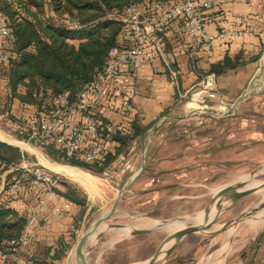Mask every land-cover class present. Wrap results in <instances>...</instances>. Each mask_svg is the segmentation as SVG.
Segmentation results:
<instances>
[{
  "label": "crops",
  "instance_id": "0c3cea01",
  "mask_svg": "<svg viewBox=\"0 0 264 264\" xmlns=\"http://www.w3.org/2000/svg\"><path fill=\"white\" fill-rule=\"evenodd\" d=\"M202 18L208 32L214 37L210 47H198L183 32L174 29L164 52L155 60L144 63L134 73L126 71L122 73L113 81L110 96L99 106V112L103 116V123L107 129L114 125H122L125 130L129 129L134 119L138 120L141 126H147L156 119H158L156 122L164 119L162 122L164 125L160 131L158 129L160 125L155 127V141L150 142L148 146L153 154L161 151L162 155L155 159V163L149 164L154 167L153 174L147 175L148 178L144 177L148 181L152 179L151 181L167 184L162 188L166 190L184 186L183 181L193 168H199L201 174L199 179L208 180L209 173L218 170V166L222 165L216 155L218 152L225 151L227 159L224 162L232 163L235 152L256 146L259 150V145L264 143V90L256 94L254 92L259 89H255L248 96L254 95L256 98L254 107L240 103L247 100L248 97L244 99L242 97L251 84H255L257 76L264 74V0L227 1L218 7L203 11ZM223 20L231 21L236 31L241 29L249 31L237 32L232 37L224 39L217 38L219 23ZM226 57H230L233 61L237 60L238 66L220 75L211 72L212 66L223 63ZM210 76L213 77L218 91V96L212 101L209 100L210 106L222 104L235 106L240 103L239 105L243 108L238 107L225 120H219L206 112L204 113L205 121L193 122V126L191 122L190 127L168 125L167 123L172 120L179 119L180 122L187 117L177 111L183 107L182 99L186 94L200 89ZM127 86L133 87L129 103L118 95ZM113 98L117 100L115 104L111 103ZM220 126H223V129L219 134ZM150 128L147 131L150 132ZM158 132L161 135L160 142L157 141ZM141 140L136 145H139ZM116 145L118 144L114 141L111 142V150ZM132 147L130 146L129 150ZM37 162L40 163L39 158ZM129 170L132 171L131 168ZM136 173L134 172L132 180L137 178ZM3 175L5 178L1 180L0 193L5 188L6 173L0 177ZM58 190L64 191L62 188ZM66 201L69 200L54 194L50 202L51 205L62 206ZM24 204L26 203L20 204V207L24 208ZM46 208L49 210L51 207L48 204ZM69 208L70 213L66 212L62 217L40 218L37 227L38 238L34 240L38 246L36 248L38 261L42 263L52 261L51 256L58 247L59 240L65 237L69 241V238L77 231V228L71 225V221L77 218V207L70 204ZM263 223L264 220L256 229ZM186 240L185 237L180 241L165 261L159 260L155 264H194V259L198 257L196 255L198 253L202 255V247L198 244L194 251L187 253L184 249L182 252L181 245ZM251 242L257 250V264H264V230ZM248 246L246 245L239 254L227 257L225 264H250L251 248ZM54 263L56 264V260Z\"/></svg>",
  "mask_w": 264,
  "mask_h": 264
},
{
  "label": "rangeland",
  "instance_id": "374dc122",
  "mask_svg": "<svg viewBox=\"0 0 264 264\" xmlns=\"http://www.w3.org/2000/svg\"><path fill=\"white\" fill-rule=\"evenodd\" d=\"M53 19L55 22L64 25H69L70 22L69 18L57 15H53ZM7 90L6 79L3 71H0V92L2 95H5ZM263 90L264 86L254 93L258 94ZM199 91L200 89H196L186 94L182 99L183 107L177 109L178 113L187 115L186 118H183L180 122L179 119L172 120L171 122L166 120L168 123L165 122L168 125L176 124L190 127L191 125L193 126V122L205 121L204 113L206 112L213 114L219 120H225L238 107L243 108V106L239 105L240 103L242 105L246 103L248 107H254L257 101L254 95H251L245 102L241 101L235 104V106L222 104L214 107L211 105V107L206 94L203 93L200 96ZM11 106L13 116H19L21 112L20 105L15 101V103H11ZM163 121L164 119H159L157 122V126L160 125L159 131L164 125L162 124ZM11 124L10 121L0 117V133L6 137H0V141L19 147L27 154L26 158L23 159L24 164L44 166L49 174L53 173L59 176L64 183L76 187L86 196V208L83 217L80 220L77 218L71 221V225H75V223L78 225L77 231L74 233L75 238H69L67 243L68 245L70 243V245L66 250V255L62 259L56 260V264H80L75 250L81 237L87 232L97 234L106 230L111 224H124L131 229L128 233H122L120 229L110 230L100 238H95V240L94 234H89L85 248L92 244H95V246L86 252L88 256L87 264L145 263V261L155 254L169 234L182 227L201 223L204 218L199 221L197 217L201 213L204 214L205 209L209 205L211 206V210L213 208L216 209V203H210L223 187L245 179L259 182L264 181V143H261L259 150H257L256 146L242 150L241 152H235L232 163L228 161L224 162L227 159L225 151L218 152L216 155L222 165L218 166V170L209 173L208 180L206 181L199 179L201 176L199 168H193L189 171V176L184 179V186L180 185L178 189H162L167 184L151 181L152 179L148 181L144 177L153 174L154 167L149 164L155 163V159L162 155L161 151L153 154V151L148 149L149 143L155 141L154 130L152 135H150L149 131H146L141 138V143L133 145L127 151L125 157H123L121 166L117 167V169L114 168V171L111 173L97 175L89 170L73 166L88 172L96 179L95 185L91 186L86 182L73 179L63 171L56 170L54 165H70L48 155L46 148L21 139L15 127ZM222 129L223 126H220L219 134ZM160 140L161 135L158 132L157 141L160 142ZM230 150L232 151V148ZM38 158L40 159V163L37 162ZM138 171H140V175L135 180H132L134 172ZM3 178H5V175L0 177V185ZM190 184L193 186H189ZM4 185L7 186L5 183ZM60 188L65 189L63 184H61ZM23 190L27 191V188H23ZM30 191H27L31 197L28 200V204L34 206L36 205L35 200L37 196L34 192ZM227 205L218 220L208 231L186 236V242L181 245L182 252L185 249L187 253H190L194 251L198 244H201L202 247V255H199V253L196 255L198 257L194 259V264H199L200 262L219 264L221 251L228 243L230 234H232V240L227 257L239 254L246 245H249L248 247L251 248L249 263L257 264V250H255V245L251 241L264 230V223L261 227L255 229L252 227L253 221L249 220V217H258L259 214L264 213V189L248 193L239 198L235 203ZM114 207L115 210L111 215L95 227L96 221L106 216ZM77 209L76 211H78ZM239 218L246 219L238 223L236 220ZM173 221H179L180 223L171 224L164 228L165 224ZM142 228L153 230L140 235H133L131 233L133 229ZM248 242H251V244H248ZM168 256H164L160 261H165Z\"/></svg>",
  "mask_w": 264,
  "mask_h": 264
},
{
  "label": "trees",
  "instance_id": "16d2710c",
  "mask_svg": "<svg viewBox=\"0 0 264 264\" xmlns=\"http://www.w3.org/2000/svg\"><path fill=\"white\" fill-rule=\"evenodd\" d=\"M143 1L0 0V7L10 30L8 43L4 48L9 54V60L0 62V71H3L8 87L5 95L0 92V114H8L4 119L15 126L30 117L32 106L36 105L47 111L56 95L68 92L72 100L79 89L88 88L104 71L114 49L122 51L133 44L125 24L116 19L115 14L121 13L133 2ZM53 15L69 18V25L55 22ZM238 64L237 60L226 57L223 63L213 65L211 72L220 75ZM130 72L134 73L135 69L127 71ZM132 92L133 87L127 86L118 95L129 103ZM216 97L207 98L212 101ZM15 101L21 107L19 116H13L11 111V103ZM115 101L117 100L113 98L111 103ZM97 111L99 112V107ZM157 120L147 126H141L138 120L134 119L131 127L126 130L122 125L121 129L114 125V132H110L102 123L101 129L107 144L101 158L92 163L68 160L63 151L55 146L47 147L46 152L60 162L78 166L97 175L111 173L122 164L130 146L138 144ZM19 137L25 139L22 135ZM113 141L118 145L111 150L110 144ZM26 156L19 147L0 141V175L7 173L10 167L19 165ZM23 173L25 176L21 178L22 189L12 190L10 184ZM30 179L31 174L22 169H15L6 174L7 186L0 193V264H13L11 241L21 237L30 217L25 208L20 207V204L28 203L31 198L27 191L31 190L36 194V203L46 196L40 195V189L31 185ZM62 184L64 191L54 190L48 202L51 208H45L40 218L62 217L66 212L70 213V208L59 213L54 212L55 206H58L51 205L54 194L69 200L71 205L78 208L76 215L79 220L83 217L86 196L76 187L64 182ZM23 188H27V191ZM39 222L30 231L35 249L34 264H55V260H60L66 255L70 243L68 245L65 237L61 238L51 256L52 261H38V246L35 241L38 238ZM74 226L78 228L76 223ZM74 238L75 234L72 235V239Z\"/></svg>",
  "mask_w": 264,
  "mask_h": 264
},
{
  "label": "built area",
  "instance_id": "2783aa9c",
  "mask_svg": "<svg viewBox=\"0 0 264 264\" xmlns=\"http://www.w3.org/2000/svg\"><path fill=\"white\" fill-rule=\"evenodd\" d=\"M231 0H144L141 3L129 4L115 18L123 22L133 40L130 48L122 51L114 49L104 71L88 88H81L74 99L68 92L56 95L52 106L47 111L34 105L31 115L25 122L16 124L15 130L25 137L24 141L47 148L55 146L65 154L68 160L82 163H92L103 155L107 140L103 136V116L97 111L101 103L110 96L113 81L128 70L138 69L144 63L151 62L164 52L168 39L174 29L183 32L198 47L207 48L212 45L214 37L208 32L202 18V12L218 7ZM237 1V0H233ZM251 1V0H250ZM247 32V29L236 31L233 23L223 20L219 23L217 38L232 37L237 32ZM10 30L8 21L0 7V62H7L9 54L4 50L8 43ZM205 93L208 98L217 96V88L212 76L208 77L199 95ZM7 112L0 117H7ZM121 129V125H117ZM114 132V128H108ZM20 163L10 167L8 172L22 169L31 174L30 184L40 189V195H46L43 200L32 206L24 204L30 217L20 238L11 241L13 264H34L33 238L31 229L39 222L51 195L55 189H60L62 179L46 171L42 165H27ZM15 178L10 184L14 191L22 189L21 178ZM7 184V181L5 182ZM70 202L63 206H55L54 212L69 209Z\"/></svg>",
  "mask_w": 264,
  "mask_h": 264
},
{
  "label": "water",
  "instance_id": "95a60500",
  "mask_svg": "<svg viewBox=\"0 0 264 264\" xmlns=\"http://www.w3.org/2000/svg\"><path fill=\"white\" fill-rule=\"evenodd\" d=\"M264 71V69H263ZM262 73V72H261ZM255 90V84H251V86L249 87L247 93L242 97V99L248 97L250 94H252ZM208 113V112H207ZM210 115H213L211 113H209ZM157 126V122L155 124L152 125V127L150 128V134L152 135L155 127ZM140 173V171H138L135 174V177H137V175ZM259 189H264V181L261 182L259 185L257 186H252L250 188H247V183L246 181L242 182L239 181L237 183L234 184H230L227 185L225 187H223L211 200L210 204L216 203V212L214 214V216L210 217V212H211V206L209 205L206 209H205V213H204V219L201 223H197V224H193V225H189V226H185L182 227L174 232H172L171 234H169L164 241L162 242V244L160 245V247L158 248V250L155 252V254L147 261H145V263L142 264H155L157 263L159 260H161L164 256H168L173 249L177 246V244L182 241L186 236L197 233V232H205L208 231V229H210L215 222L218 220L219 216L221 215V213L223 212V210L226 209V207L228 206L227 204H233L235 203L237 200H239V198H241L242 196L248 194V193H252L255 192L256 190ZM115 210V207L104 217L100 218L99 220L96 221L95 223V227H97L100 222H102L103 220L107 219L111 213ZM264 217V216H262ZM246 218H239L236 221L242 222L244 221ZM258 217H249V220L253 221V220H257ZM162 225V224H160ZM126 225L124 224H111L109 225V227L106 230H103L99 233L96 234V238H100L101 236H103L104 234L107 233V231L113 230L115 228H123ZM153 229H133L131 231V233L133 235H140V234H145L148 232H151ZM90 232L85 233L81 239L79 240V242L77 243L76 246V256L77 259L79 261L80 264H87V260L85 258V254L87 251H90L95 244L90 245L89 247L85 248V244L86 241L88 239V235ZM231 240H232V234H230L229 237V241L228 243L225 245V247L222 249L220 257H219V264H225L226 259H227V255L231 246ZM169 245L166 249L165 246Z\"/></svg>",
  "mask_w": 264,
  "mask_h": 264
},
{
  "label": "bare ground",
  "instance_id": "6f19581e",
  "mask_svg": "<svg viewBox=\"0 0 264 264\" xmlns=\"http://www.w3.org/2000/svg\"><path fill=\"white\" fill-rule=\"evenodd\" d=\"M263 64H264V57H263ZM262 64V65H263ZM262 72V70H261ZM264 73V72H263ZM264 86V74L263 75H258L257 78H256V81H255V87L256 89H261L262 87ZM0 137L1 138H6L4 134L0 133ZM54 168L58 171H63L65 173H67L68 175H70L73 179L75 180H84L85 182L89 183L91 186H94L95 183H96V179L90 175L88 172H85L77 167H73V166H65V165H54ZM246 181L247 183V188H250L252 186H257L259 185L261 182L259 181H254V180H250V179H245V180H242V182ZM216 212V209L213 208L210 212V217L214 216ZM264 213H261L258 215V219L257 220H253L254 223H252V227H254L255 229L258 227L259 223L262 221V219L264 220ZM204 218V214L201 213L200 215H198L197 219L200 221ZM177 223H180L179 221H173V222H169L167 224L164 225V228L167 227V226H170L171 224H177ZM105 228V226H103ZM248 227V226H247ZM115 229H120V232H125V233H128L130 231V227H123V228H115ZM114 230V229H113ZM89 234H94V240L96 238V233L94 232H90ZM89 236V235H88ZM168 246V245H166ZM165 246V249L167 248ZM85 258L86 260H88V256L87 254H85ZM202 264H205V263H202Z\"/></svg>",
  "mask_w": 264,
  "mask_h": 264
}]
</instances>
